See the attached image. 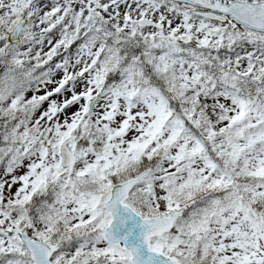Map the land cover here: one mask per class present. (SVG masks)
<instances>
[{
    "label": "snow or ice",
    "instance_id": "6c2138e0",
    "mask_svg": "<svg viewBox=\"0 0 264 264\" xmlns=\"http://www.w3.org/2000/svg\"><path fill=\"white\" fill-rule=\"evenodd\" d=\"M0 264H264V0H0Z\"/></svg>",
    "mask_w": 264,
    "mask_h": 264
}]
</instances>
